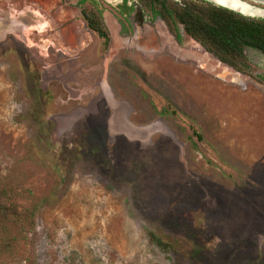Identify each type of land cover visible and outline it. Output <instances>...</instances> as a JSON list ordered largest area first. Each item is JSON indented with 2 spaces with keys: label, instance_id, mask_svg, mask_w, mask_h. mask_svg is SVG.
I'll return each mask as SVG.
<instances>
[{
  "label": "rangeland",
  "instance_id": "obj_1",
  "mask_svg": "<svg viewBox=\"0 0 264 264\" xmlns=\"http://www.w3.org/2000/svg\"><path fill=\"white\" fill-rule=\"evenodd\" d=\"M116 2L83 5L108 46L82 27L79 50L47 48L29 9L0 34V187L46 202L0 264H264V85L160 19L159 50L128 47Z\"/></svg>",
  "mask_w": 264,
  "mask_h": 264
},
{
  "label": "trees",
  "instance_id": "obj_2",
  "mask_svg": "<svg viewBox=\"0 0 264 264\" xmlns=\"http://www.w3.org/2000/svg\"><path fill=\"white\" fill-rule=\"evenodd\" d=\"M122 1L133 2L152 19L160 18L177 42H182L184 33L220 63L264 85V75L255 73L247 55L248 51H254L264 57L263 19L246 17L203 0ZM83 17L87 27L108 46L110 34L102 12L92 7L83 11ZM45 205V200H39L21 209L16 187L12 184L0 187V246L5 253L16 250L23 238L35 229ZM149 237L151 242L162 245L154 234L149 233ZM24 264H37V261L31 257Z\"/></svg>",
  "mask_w": 264,
  "mask_h": 264
},
{
  "label": "flooded vegetation",
  "instance_id": "obj_3",
  "mask_svg": "<svg viewBox=\"0 0 264 264\" xmlns=\"http://www.w3.org/2000/svg\"><path fill=\"white\" fill-rule=\"evenodd\" d=\"M99 1L102 0H90V4H97V2ZM237 1L245 3L246 5H249L255 9L264 11V4L258 3L256 1ZM2 2L4 5L2 4ZM86 2L87 0H76V2L73 3H69L67 0H9V2L8 0H0V34L3 32V35H12V33L16 30L18 31V33H21V31L24 30H29L27 28L29 26H32V24H30L29 20H27L25 17V11L29 9L30 11L39 14L41 17L43 16L46 20L47 26L45 30L41 33L42 38H45L44 41L46 42L47 48H52V46H54V43H57V47L60 48V53L66 49L79 50L80 48L85 46L82 44V42L85 41L83 39V34L81 33L82 27H84V29L87 28L89 32H92L87 27V23L83 17V5ZM116 3L125 21L129 25L134 26V34H130L129 36L126 34V41L128 42L127 46L130 45L128 46L130 48L131 46H136L137 50L141 52L152 53L159 50L160 45L157 36L160 34L152 24L160 18L152 19L150 16L144 14L143 11L138 7V5L134 6L133 2H128L127 4H124L122 0H117ZM212 4L215 5V3L213 2ZM8 7L13 8L11 10L18 14L17 18L9 17L10 9ZM130 7H132V10L128 9ZM219 7H221V5ZM223 8H225V6H223ZM137 9L142 11L143 22L141 26H139L135 22ZM226 9L239 13L246 17L264 20V17L262 18V16L256 17L245 15L228 7H226ZM121 31H123V33H127L124 27H121ZM34 33H38L37 30L34 31ZM163 41L166 44L171 43L169 39H163ZM173 41L180 44L174 37ZM166 47H168V45H166ZM115 112L116 111H114V113Z\"/></svg>",
  "mask_w": 264,
  "mask_h": 264
},
{
  "label": "bare ground",
  "instance_id": "obj_4",
  "mask_svg": "<svg viewBox=\"0 0 264 264\" xmlns=\"http://www.w3.org/2000/svg\"><path fill=\"white\" fill-rule=\"evenodd\" d=\"M258 3L264 4V0H254ZM215 2L221 6H225L228 8H231L237 12H241L245 15L250 16H262L264 17V11L255 9L249 5H246L245 3H241L237 0H215Z\"/></svg>",
  "mask_w": 264,
  "mask_h": 264
},
{
  "label": "water",
  "instance_id": "obj_5",
  "mask_svg": "<svg viewBox=\"0 0 264 264\" xmlns=\"http://www.w3.org/2000/svg\"><path fill=\"white\" fill-rule=\"evenodd\" d=\"M221 7H223V6H221ZM135 22H136L139 26H141V25H142V22H143L142 11L139 10V9H137V15H136V17H135Z\"/></svg>",
  "mask_w": 264,
  "mask_h": 264
}]
</instances>
